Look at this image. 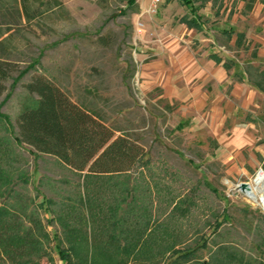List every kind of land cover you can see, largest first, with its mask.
Masks as SVG:
<instances>
[{"label":"rangeland","instance_id":"374dc122","mask_svg":"<svg viewBox=\"0 0 264 264\" xmlns=\"http://www.w3.org/2000/svg\"><path fill=\"white\" fill-rule=\"evenodd\" d=\"M126 2L0 0L10 125L34 104L24 85L37 72L144 151L127 173L87 175L19 144L0 119V223L41 226L38 264H64L56 245L67 253L74 239L83 264H216L224 253L264 264V210L237 189L264 166V92L245 71L264 73V6L212 0L198 12L205 31L193 32L178 24L192 15L177 0L153 13L150 0ZM212 53L233 66L222 80ZM173 246L197 249L186 263Z\"/></svg>","mask_w":264,"mask_h":264},{"label":"trees","instance_id":"16d2710c","mask_svg":"<svg viewBox=\"0 0 264 264\" xmlns=\"http://www.w3.org/2000/svg\"><path fill=\"white\" fill-rule=\"evenodd\" d=\"M136 1L127 0V8L135 7ZM177 1L185 5L192 15L198 9L194 7L197 1L200 5L210 2V0ZM241 1L244 3L243 13L251 12L256 3L264 6V0ZM181 21L189 27H201L198 15L192 18L184 16ZM242 38V34L237 35L239 43ZM34 68L35 65H30L19 71L14 82L17 83ZM245 71L249 74V82L264 91V73L256 75L255 78L249 69ZM11 72V66L0 61V94L5 90L4 83L11 78ZM24 89L35 97V101L34 104L22 108L18 114L16 130L1 112L0 119L9 124L10 133H15L16 141L33 152L53 156L70 170L86 172L87 175L93 176L127 173L143 156L142 148L124 135H116L115 130L107 126L94 112L85 105L76 103L66 91L42 73L36 72L32 80L24 85ZM6 224L4 221L0 223V264H38L31 262L30 259L33 254L40 256L42 253L41 238H45L46 235L41 226H35L36 230H26L23 227L9 228L11 226H5ZM81 233L75 232L76 236L82 237ZM74 242L76 243L75 239ZM75 243L69 246L70 252L67 253L56 245L64 264H83V261H86L84 254L87 253V249L80 242ZM206 245L205 239L197 248H204ZM175 246L171 253L176 259H182L181 261L186 263L197 249L189 247L182 251ZM224 254L225 261L218 259L216 264H230L234 256L231 257L230 253Z\"/></svg>","mask_w":264,"mask_h":264},{"label":"crops","instance_id":"0c3cea01","mask_svg":"<svg viewBox=\"0 0 264 264\" xmlns=\"http://www.w3.org/2000/svg\"><path fill=\"white\" fill-rule=\"evenodd\" d=\"M212 0H210V2H211ZM198 2V1H197ZM210 2H207V3H210ZM207 3H205V4H203V5H200V2H199V5H195L194 4V7H198V9L196 10V13L195 14H191L192 16H188V15H184V16H188V18H192V17H194V15H198L199 17H200V22H201V27H199V28H195V27H189L185 22H182L181 20H182V18L178 21V24L179 25H183V26H185L188 30H191V31H195V32H203V31H205V29H204V22L202 21V19H203V16L202 15H200V14H198V12H199V10H201V9H204L205 8V5L207 4ZM257 4H259V3H257ZM261 5V4H260ZM184 16H182V17H184ZM234 30L233 29H230V30H225V31H223V34L225 35V36H227V38H230L232 35H234L235 33L233 32ZM240 34H242L243 35V38H244V33L243 32H240V33H237V34H235V36H236V40H237V42H238V39H237V35H240ZM242 38V39H243ZM241 39V40H242ZM240 40V41H241ZM239 43V42H238ZM240 44V43H239ZM208 58H209V60H210V63H213L217 68H216V75H217V77L220 79V80H222L225 76H227V72H229V70L233 67L232 65H231V63H229V62H223L221 59H220V57H218L217 55H215V54H210L209 56H208ZM190 70V69H189ZM189 70L188 71H186V72H189ZM185 73V72H184ZM185 74H187V73H185ZM240 81L241 80H243V78L241 77V79H239ZM249 81V80H248ZM250 83V82H249ZM252 85V84H251ZM255 88H257V87H255ZM258 89V88H257ZM259 91H261V92H264V91H262V90H260V89H258ZM133 264V263H132Z\"/></svg>","mask_w":264,"mask_h":264},{"label":"bare ground","instance_id":"6f19581e","mask_svg":"<svg viewBox=\"0 0 264 264\" xmlns=\"http://www.w3.org/2000/svg\"><path fill=\"white\" fill-rule=\"evenodd\" d=\"M246 185L248 188L241 191L242 194L264 210V171L259 170L258 175L246 182Z\"/></svg>","mask_w":264,"mask_h":264},{"label":"built area","instance_id":"2783aa9c","mask_svg":"<svg viewBox=\"0 0 264 264\" xmlns=\"http://www.w3.org/2000/svg\"><path fill=\"white\" fill-rule=\"evenodd\" d=\"M150 2H151V6H150L151 10H150V12L153 13V12H155L157 6L161 3V0H150Z\"/></svg>","mask_w":264,"mask_h":264},{"label":"water","instance_id":"95a60500","mask_svg":"<svg viewBox=\"0 0 264 264\" xmlns=\"http://www.w3.org/2000/svg\"><path fill=\"white\" fill-rule=\"evenodd\" d=\"M246 188H248V186L246 185V183H241L238 185L237 189L240 191H244Z\"/></svg>","mask_w":264,"mask_h":264}]
</instances>
